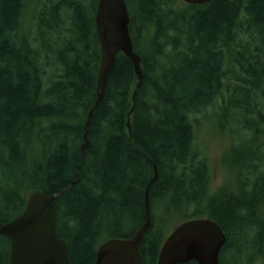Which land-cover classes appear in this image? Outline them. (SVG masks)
Listing matches in <instances>:
<instances>
[{
	"label": "trees",
	"instance_id": "16d2710c",
	"mask_svg": "<svg viewBox=\"0 0 264 264\" xmlns=\"http://www.w3.org/2000/svg\"><path fill=\"white\" fill-rule=\"evenodd\" d=\"M125 1L143 63L131 139L136 78L120 52L80 152L100 60L98 0H0V224L22 212L33 189L56 194L67 264H94L101 241L143 223L155 163L142 264H156L168 234L155 211L171 209L222 227L220 264H264V0ZM216 102L232 142L230 177L211 191L192 116ZM8 256L0 234V264Z\"/></svg>",
	"mask_w": 264,
	"mask_h": 264
},
{
	"label": "water",
	"instance_id": "95a60500",
	"mask_svg": "<svg viewBox=\"0 0 264 264\" xmlns=\"http://www.w3.org/2000/svg\"><path fill=\"white\" fill-rule=\"evenodd\" d=\"M199 4L212 0H182ZM130 14L125 0H98L94 25L100 46L95 100L87 111L84 141L80 152L88 145L87 127L93 111L105 94V88L118 53L125 54L133 64L136 83L131 95L132 106L127 114V129L131 139L130 115L135 95L143 79L141 56L134 51L129 32ZM157 166L145 187V219L129 237H109L96 248L94 264H142L139 244L151 223L149 188L157 179ZM71 185V184H70ZM56 194L33 189L27 194L23 211L0 224V234L9 240L8 264H67L68 242L57 235L53 200ZM226 241L222 227L208 217H193L178 223L164 238L156 264H220V251Z\"/></svg>",
	"mask_w": 264,
	"mask_h": 264
},
{
	"label": "rangeland",
	"instance_id": "374dc122",
	"mask_svg": "<svg viewBox=\"0 0 264 264\" xmlns=\"http://www.w3.org/2000/svg\"><path fill=\"white\" fill-rule=\"evenodd\" d=\"M28 1L29 4L31 3L30 5H33L34 0ZM218 107L219 103L216 102L214 105L207 106L204 110L192 116L195 144L200 151V155L205 157L209 162L211 191H215L225 184V181L230 177L226 152L232 140L228 133L229 129L225 131L217 120L218 115L216 111ZM231 125L233 123L229 121L228 127L230 128ZM5 214H8L7 210H5ZM12 214L9 211V216ZM155 214L160 219H163L160 225V228L163 229V234L170 232L183 219L176 210L172 209L168 213L155 211ZM230 258V255L227 254L226 261Z\"/></svg>",
	"mask_w": 264,
	"mask_h": 264
},
{
	"label": "bare ground",
	"instance_id": "6f19581e",
	"mask_svg": "<svg viewBox=\"0 0 264 264\" xmlns=\"http://www.w3.org/2000/svg\"><path fill=\"white\" fill-rule=\"evenodd\" d=\"M155 164V163H154ZM156 165V164H155ZM154 166V165H153Z\"/></svg>",
	"mask_w": 264,
	"mask_h": 264
}]
</instances>
